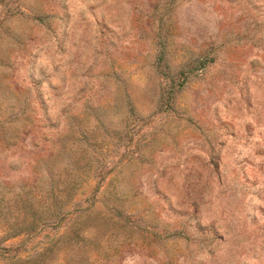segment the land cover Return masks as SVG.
Listing matches in <instances>:
<instances>
[{
	"label": "rangeland",
	"instance_id": "1",
	"mask_svg": "<svg viewBox=\"0 0 264 264\" xmlns=\"http://www.w3.org/2000/svg\"><path fill=\"white\" fill-rule=\"evenodd\" d=\"M0 264H264V0H0Z\"/></svg>",
	"mask_w": 264,
	"mask_h": 264
}]
</instances>
